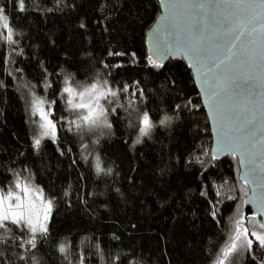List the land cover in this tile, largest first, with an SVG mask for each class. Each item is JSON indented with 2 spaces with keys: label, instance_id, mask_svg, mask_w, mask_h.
<instances>
[{
  "label": "trees",
  "instance_id": "16d2710c",
  "mask_svg": "<svg viewBox=\"0 0 264 264\" xmlns=\"http://www.w3.org/2000/svg\"><path fill=\"white\" fill-rule=\"evenodd\" d=\"M0 6L15 41L0 40V189L19 174L53 201L48 233L37 234L35 248L23 243L26 230L11 222L0 229V264H80L81 256L84 264H216L236 220L245 227L251 220L242 208L248 189L234 157L211 158L208 119L186 64L148 62L145 34L158 1L26 0L25 12L13 0ZM65 80L109 81L118 92L105 102L111 129L69 131L76 116L65 110ZM125 85L129 92L120 91ZM30 91L56 101V140L44 138L38 149ZM145 111L154 127L141 137ZM261 249H237L225 264H264Z\"/></svg>",
  "mask_w": 264,
  "mask_h": 264
},
{
  "label": "water",
  "instance_id": "95a60500",
  "mask_svg": "<svg viewBox=\"0 0 264 264\" xmlns=\"http://www.w3.org/2000/svg\"><path fill=\"white\" fill-rule=\"evenodd\" d=\"M157 1L159 14L145 34L147 54L163 65L182 60L189 68L210 127L211 158L215 154L214 161L236 159L238 179L248 189L242 200L244 217L264 221V30L258 20L249 25L253 13L226 7V0ZM166 4L175 7L166 8ZM250 26L257 29L251 35ZM193 45L206 50L209 66L224 60L216 70L221 81L215 109L210 107L195 68L189 66L193 60L186 49ZM221 117L227 137L236 145L234 151H216Z\"/></svg>",
  "mask_w": 264,
  "mask_h": 264
},
{
  "label": "snow or ice",
  "instance_id": "6c2138e0",
  "mask_svg": "<svg viewBox=\"0 0 264 264\" xmlns=\"http://www.w3.org/2000/svg\"><path fill=\"white\" fill-rule=\"evenodd\" d=\"M19 12H25L26 0H13ZM226 7L232 9H245L250 13H253L249 25L252 24V21H259L261 29L264 30V0H226ZM166 8H174L175 5L166 4ZM197 7L203 8L204 5H197ZM51 11V9H49ZM81 28L85 27L84 23L80 24ZM0 28L4 31L0 33V40H3L9 44L15 43L13 40V28L10 26L9 17L5 14V8L0 6ZM232 29L230 28L229 31ZM160 31V29H157ZM257 29L254 26L249 27V35L256 32ZM243 29L241 30V35H243ZM155 35V33H154ZM240 37L237 36L236 39ZM191 56L193 63L190 64V67L195 68L196 72L199 75L201 82V87L204 88L205 95L207 96L210 107L213 109L216 108L218 100L217 88L220 87L221 77L216 74V70L224 64V60H220L218 63H213L211 66L207 63L206 50L202 47L193 45L186 49ZM228 53L235 55L232 52L231 48H228ZM159 52V49H157ZM110 55H122V53H109ZM148 62L153 67L160 69L164 65L157 60H154L152 56H149ZM65 86L62 89L61 95L65 96L66 111L73 113L76 116V119L68 121L70 127L69 131L72 130V127L76 129L87 128L89 130H94L96 128H112V123L108 120V111L106 104L102 101H106L107 104H113L114 99L117 98L118 92L110 88L108 80H97L84 85H69L68 81L65 80ZM50 86V85H49ZM121 92H129V86L125 85L120 89ZM135 95L136 93H132ZM140 95L143 96L142 90ZM46 101L42 98L34 97L31 102V111L33 115L39 117L37 122L41 132L39 137L34 138L33 146L34 148H39L41 145V140L44 137H50L54 142L56 140L57 134V123L51 117L53 116L52 105L56 104V101L53 100L48 103V110H45L44 105ZM191 104V101H189ZM177 108H180V105H176ZM196 107V105H192ZM116 109L113 108L112 112H115ZM61 119H65L61 117ZM171 120V117H165L161 120L160 124H165L167 121ZM141 127L139 128V135L141 137L149 134L150 130L154 127L152 120L149 117L147 111L143 113L140 118ZM217 149L216 151H224L232 149L233 151L236 148V145L232 139H229L225 133V125L222 121V117L218 121V132H217ZM140 139L137 138L135 143H140ZM207 154V153H205ZM213 159H216L217 156L214 154ZM87 159V156H85ZM243 163V161H241ZM250 162V161H249ZM96 172L99 174L105 170L101 168L99 163V157H97V163L95 165ZM111 171L110 169L108 170ZM251 171L245 173V179L247 180L251 175ZM15 189V190H14ZM14 189L9 187L7 192L3 189H0V229H5L7 227L6 222H11L16 225L21 231H27L29 238L23 240L22 237L19 239L23 240L24 244L31 245V247H36V236L37 233L41 235H47L48 233V223L49 217L51 215L53 201L44 199V192L38 186H34L31 183H25L17 174V178L14 182ZM18 190V191H16ZM219 194V193H218ZM35 197V199H33ZM213 215L215 213L213 212ZM254 219V217H253ZM235 231L234 234L230 237V242L226 245L222 251L220 257L216 261V264H225V261L237 251L241 246V241L246 244L247 248L251 251L253 249V239L248 237H253L261 248H264V221L259 222L258 228L260 231H251L244 226L243 218L236 220L235 222ZM59 251L64 253L66 251L63 244L60 245ZM80 264H84V258L81 256Z\"/></svg>",
  "mask_w": 264,
  "mask_h": 264
},
{
  "label": "rangeland",
  "instance_id": "374dc122",
  "mask_svg": "<svg viewBox=\"0 0 264 264\" xmlns=\"http://www.w3.org/2000/svg\"><path fill=\"white\" fill-rule=\"evenodd\" d=\"M3 29L2 28H0V33H3ZM13 36H14V33H13ZM5 42V41H4ZM7 43V42H6ZM7 44H9V43H7ZM12 65V64H11ZM69 84V83H68ZM70 85V84H69ZM30 93V100H29V104H28V111H29V116H30V119H31V123H32V127H33V129H34V138H37V137H39V134H40V132H41V129L39 128V125H38V121H39V117L38 116H36V115H33L32 114V111H31V102H32V100H33V98L34 97H38V98H42V97H40V96H38L36 93H34L33 91H30L29 92ZM43 99V98H42ZM106 101H102V103H105ZM44 108H45V110H48V104H47V102L45 103V105H44ZM75 128V127H74ZM76 129V128H75ZM96 129H103V127H101V128H96ZM76 130H78V131H82V130H89V129H87V128H81V129H76ZM95 130V129H94ZM44 138H50V137H44ZM43 138V139H44ZM25 183H30L28 180H25V179H22ZM32 184V183H31ZM33 185V184H32ZM13 189H14V184H13V187H12ZM15 190V189H14ZM16 191H18V190H16ZM247 195V194H246ZM245 195V196H246ZM244 198V197H243ZM33 199H35V197H33ZM45 199V198H44ZM46 200V199H45ZM259 222H260V220L259 219H257V218H255V219H251V220H249L248 221V224H247V228L249 229V232H251V231H260V229L258 228V224H259ZM37 234H39V233H37ZM249 239H253V246L255 245V247H257V248H261L260 246H259V243L253 238V237H251V236H249L248 237ZM241 243V246L238 248V249H245V248H247V246H246V244L243 242V240L240 242ZM263 252H264V248H262L261 249Z\"/></svg>",
  "mask_w": 264,
  "mask_h": 264
}]
</instances>
